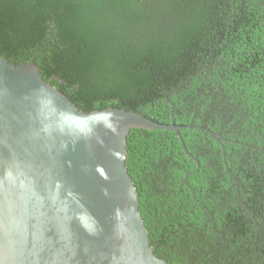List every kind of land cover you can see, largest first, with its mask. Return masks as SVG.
I'll return each instance as SVG.
<instances>
[{
    "label": "trees",
    "instance_id": "1",
    "mask_svg": "<svg viewBox=\"0 0 264 264\" xmlns=\"http://www.w3.org/2000/svg\"><path fill=\"white\" fill-rule=\"evenodd\" d=\"M0 56L84 112L182 127L128 136L158 257L264 264V0H0Z\"/></svg>",
    "mask_w": 264,
    "mask_h": 264
},
{
    "label": "water",
    "instance_id": "2",
    "mask_svg": "<svg viewBox=\"0 0 264 264\" xmlns=\"http://www.w3.org/2000/svg\"><path fill=\"white\" fill-rule=\"evenodd\" d=\"M122 108L84 112L33 61L0 56V264H171L155 254L128 173Z\"/></svg>",
    "mask_w": 264,
    "mask_h": 264
},
{
    "label": "flooded vegetation",
    "instance_id": "3",
    "mask_svg": "<svg viewBox=\"0 0 264 264\" xmlns=\"http://www.w3.org/2000/svg\"><path fill=\"white\" fill-rule=\"evenodd\" d=\"M183 145V144H182Z\"/></svg>",
    "mask_w": 264,
    "mask_h": 264
}]
</instances>
